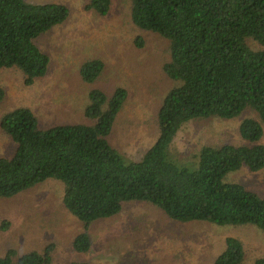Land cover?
Returning <instances> with one entry per match:
<instances>
[{"label": "trees", "instance_id": "obj_1", "mask_svg": "<svg viewBox=\"0 0 264 264\" xmlns=\"http://www.w3.org/2000/svg\"><path fill=\"white\" fill-rule=\"evenodd\" d=\"M131 20L169 42L166 75L178 84L165 95L157 112L159 134L139 161L127 162L110 141L113 126L128 91L89 93L84 115L88 123L44 128L31 107L6 112L0 128L16 144L14 153L0 157V199L12 198L49 178L64 186L65 207L84 225L73 240L78 253L92 248L91 224L118 215L125 202H148L179 222L203 221L218 226L252 225L264 231V196L230 173L247 167L264 169V0H130ZM111 0H90L88 9L107 14ZM70 8L63 3L32 4L0 0V72L15 68L32 86L47 75L50 58L36 39L65 22ZM142 47L144 39L137 37ZM252 42L260 48H254ZM105 63L85 61L80 74L94 83ZM0 87V103L5 98ZM246 110L253 117L240 126L246 144L204 146L197 166L171 159L170 147L181 127L197 119H232ZM10 227L8 220L0 230ZM55 245L20 253L8 249L0 264H51ZM243 242L225 240L214 264H242ZM68 264H91L75 260Z\"/></svg>", "mask_w": 264, "mask_h": 264}, {"label": "rangeland", "instance_id": "obj_2", "mask_svg": "<svg viewBox=\"0 0 264 264\" xmlns=\"http://www.w3.org/2000/svg\"><path fill=\"white\" fill-rule=\"evenodd\" d=\"M32 4L63 3L68 19L42 33L35 43L50 58L47 75L32 86L24 84L15 69L0 72L5 98L0 119L15 107L25 105L37 113L44 128L67 123H88L84 112L89 93L101 89L108 94L124 87L128 97L113 126L110 141L127 162L139 161L159 134L157 112L168 91L178 83L163 70L169 59V42L161 35L138 29L131 20L130 0H111L107 14L88 9L90 0H26ZM142 37L144 45H136ZM254 48H260L252 42ZM99 58L105 63L94 82L83 80L85 61ZM254 113L246 110L232 119L210 117L191 120L178 131L170 147L171 159L194 168L198 154L207 145L246 144L240 126ZM264 144V136L262 138ZM16 144L0 128V157L11 156ZM229 181L241 183L264 196V169L247 167L230 173ZM65 186L55 178L12 198L0 199V255L15 248L20 253L55 245L51 264L89 261L91 264H214L229 236L239 238L245 249L242 264H264V231L252 226H218L203 221L179 222L148 202H125L113 217L91 224L92 248L78 253L75 236L83 223L63 203Z\"/></svg>", "mask_w": 264, "mask_h": 264}]
</instances>
